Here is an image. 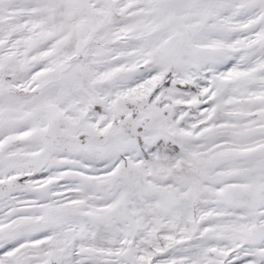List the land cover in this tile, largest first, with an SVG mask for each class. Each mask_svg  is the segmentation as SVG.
<instances>
[{"label":"snow or ice","instance_id":"obj_1","mask_svg":"<svg viewBox=\"0 0 264 264\" xmlns=\"http://www.w3.org/2000/svg\"><path fill=\"white\" fill-rule=\"evenodd\" d=\"M0 264H264V0H0Z\"/></svg>","mask_w":264,"mask_h":264}]
</instances>
